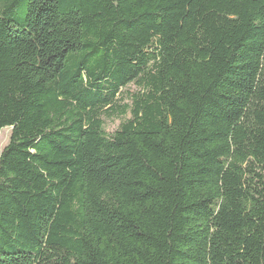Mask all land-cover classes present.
<instances>
[{"label":"trees","instance_id":"16d2710c","mask_svg":"<svg viewBox=\"0 0 264 264\" xmlns=\"http://www.w3.org/2000/svg\"><path fill=\"white\" fill-rule=\"evenodd\" d=\"M5 127L0 264H264V0H0Z\"/></svg>","mask_w":264,"mask_h":264},{"label":"rangeland","instance_id":"374dc122","mask_svg":"<svg viewBox=\"0 0 264 264\" xmlns=\"http://www.w3.org/2000/svg\"><path fill=\"white\" fill-rule=\"evenodd\" d=\"M119 119L108 120L106 123L107 131H113L119 124ZM11 127H5L0 131V153L3 147L8 143L10 137Z\"/></svg>","mask_w":264,"mask_h":264}]
</instances>
